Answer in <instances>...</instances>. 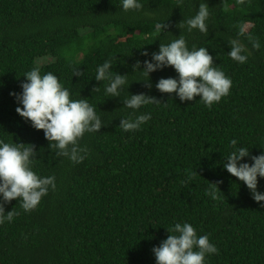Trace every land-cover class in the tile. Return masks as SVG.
Instances as JSON below:
<instances>
[{
	"label": "trees",
	"instance_id": "obj_1",
	"mask_svg": "<svg viewBox=\"0 0 264 264\" xmlns=\"http://www.w3.org/2000/svg\"><path fill=\"white\" fill-rule=\"evenodd\" d=\"M201 2L140 0L142 9L126 12L121 0H0V139L34 145L33 170L54 175L57 185L30 212L18 200L5 204L19 215L0 225V264H156L152 249L177 222L192 224L217 247L206 264H264V201L223 167L232 139L250 156L264 154V0H205L209 32L189 33L180 23ZM163 22L168 27L157 32ZM180 34L189 49L207 47L232 80L229 95L210 108L199 97L181 102L156 89L159 79L178 78L171 66L149 80L134 72L137 61L142 70L160 43ZM230 39L244 44L246 63L228 56ZM106 59L113 74L128 75L121 97H108V81L94 78ZM34 68L55 73L106 123L79 141L88 149L82 163L56 157L43 130L16 112L21 105L10 93L22 91L23 75ZM77 69L84 75L73 76ZM128 93L161 102L135 113L151 114L135 132L119 127L132 114L123 102ZM210 183L219 188L215 198L207 194Z\"/></svg>",
	"mask_w": 264,
	"mask_h": 264
},
{
	"label": "clouds",
	"instance_id": "obj_2",
	"mask_svg": "<svg viewBox=\"0 0 264 264\" xmlns=\"http://www.w3.org/2000/svg\"><path fill=\"white\" fill-rule=\"evenodd\" d=\"M240 2L243 3L244 0ZM121 7L127 12L138 11L143 5L140 0H121ZM209 17V7L202 0L195 15L182 21L180 27H186L189 33L193 30L208 33ZM167 27L165 22L157 23L156 31L164 32ZM244 32L245 28L241 26L239 34L243 35ZM229 45L228 56L238 63H246L248 54L244 44L239 39H230ZM254 47H260L259 41ZM142 54L149 55L146 51ZM169 66L175 69L178 78H161L155 87L161 93H175L181 102L199 97L210 108L230 93L232 80L214 64L208 48L193 45L189 49L183 34L169 43H160L159 50L151 53V60L143 61L142 70L140 61L133 65V69L149 80L150 73ZM112 68V59H106L96 68L94 78L96 81H108L104 88L108 97H121L124 86L128 84V75L117 72L113 74ZM82 75L84 73L78 69L73 74ZM23 76L26 80L21 84L22 91L10 93L21 105L16 108V112L30 121L33 128L43 130L56 157H65L73 164L82 163L88 149L81 146L79 141L85 133H98L106 124L97 113L96 106L86 98L74 99L70 90L63 86L60 78L53 72L41 74L39 68H34ZM98 90L99 87L93 91ZM123 102L124 107L132 110L127 118L120 119L119 127L125 132L138 131L151 119L150 113L135 115L139 109L150 103H161L143 93H128ZM230 146L232 151L223 167L247 186L256 202L264 201V192L258 191V177L264 178V154L250 156L249 148L239 144L236 139L230 141ZM36 157L34 145L10 143L0 139V225L11 223L19 215L15 207L5 211V204L18 200L27 213L37 208L50 190H56L54 175L41 176L33 170ZM246 157H250L251 164L241 162ZM217 188V184L210 183L207 194L215 198ZM167 230L170 235L152 249L156 264H206L207 256L218 253L209 236L198 235L196 228L188 222H177Z\"/></svg>",
	"mask_w": 264,
	"mask_h": 264
}]
</instances>
